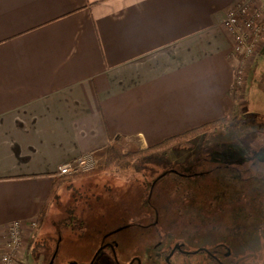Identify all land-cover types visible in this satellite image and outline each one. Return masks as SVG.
Listing matches in <instances>:
<instances>
[{
	"label": "crops",
	"instance_id": "1",
	"mask_svg": "<svg viewBox=\"0 0 264 264\" xmlns=\"http://www.w3.org/2000/svg\"><path fill=\"white\" fill-rule=\"evenodd\" d=\"M237 1L0 0V249L15 220L27 241L62 163L229 114ZM255 65L237 85L243 113Z\"/></svg>",
	"mask_w": 264,
	"mask_h": 264
},
{
	"label": "rangeland",
	"instance_id": "2",
	"mask_svg": "<svg viewBox=\"0 0 264 264\" xmlns=\"http://www.w3.org/2000/svg\"><path fill=\"white\" fill-rule=\"evenodd\" d=\"M255 62L248 85L254 95L244 96L243 119L229 131H211L126 168L64 181L59 200L32 226L20 264H49L55 252L54 264H88L104 234L127 237L146 264H166L157 253L168 254L182 241L190 250L230 251L232 264H264V185L261 177L247 179L264 174V43ZM228 161L230 167L222 165ZM233 161L242 169L234 170ZM243 163L251 165L247 172ZM205 256L176 252L172 260L193 264ZM109 259L105 250L95 264Z\"/></svg>",
	"mask_w": 264,
	"mask_h": 264
},
{
	"label": "built area",
	"instance_id": "3",
	"mask_svg": "<svg viewBox=\"0 0 264 264\" xmlns=\"http://www.w3.org/2000/svg\"><path fill=\"white\" fill-rule=\"evenodd\" d=\"M225 27L234 35V55L238 60L236 83L242 87L247 80L248 64L264 43V0H238L227 12ZM264 89V78H263ZM100 159L93 152L82 154L62 163L57 176L89 173L96 170ZM38 220L32 222L36 226ZM24 225L20 220L12 221L7 229L6 240L0 249V264H20L24 246Z\"/></svg>",
	"mask_w": 264,
	"mask_h": 264
},
{
	"label": "trees",
	"instance_id": "4",
	"mask_svg": "<svg viewBox=\"0 0 264 264\" xmlns=\"http://www.w3.org/2000/svg\"><path fill=\"white\" fill-rule=\"evenodd\" d=\"M231 93L233 96V107L227 116L216 119L211 122H207L201 126L187 130L183 133L168 137L164 139L163 141L159 142L158 144L142 148L136 141L129 139L128 137L121 135V134L116 135L107 146L98 148L93 152L94 155L100 159L99 167L93 172H97L101 170L110 171V170H115V169L124 168V167L126 168L135 159L139 157H144V156L157 154V153H165L170 149H173L179 145H182L188 141H191L198 136L205 135L206 133H209L211 131H219V130L229 131L231 127L239 119L244 118V114L242 112V104H241V89L237 85H234L232 87ZM253 161H256V159ZM253 161H250L251 165H254ZM234 162L235 161L232 162L231 166L234 168V170L236 168L238 170L242 165L239 164V162H237L236 164ZM258 164L261 165L259 162ZM222 165L226 167H230L229 161ZM243 165L245 164L243 163ZM251 165L243 166L244 170L245 168H247L246 170L247 172ZM254 166L256 168L258 165H254ZM85 174L87 173H76V174L67 175V176H57L54 181L51 192L49 194V197L43 206L39 219H41L45 215V212L47 211L48 206L52 202L59 200L60 198L59 189L64 183V181L71 179L73 176L76 177V176L85 175ZM258 177L262 178V180H260L259 182L263 183L264 185V174L262 176L255 175L254 177H249L247 179H252L254 181H257ZM263 208L261 209L262 212H264ZM193 264H198V261Z\"/></svg>",
	"mask_w": 264,
	"mask_h": 264
},
{
	"label": "flooded vegetation",
	"instance_id": "5",
	"mask_svg": "<svg viewBox=\"0 0 264 264\" xmlns=\"http://www.w3.org/2000/svg\"><path fill=\"white\" fill-rule=\"evenodd\" d=\"M223 247H226V245L223 244ZM105 250H108L109 252V257H110L109 264H146L141 255L134 253L131 240H129L127 237L125 238L122 237L120 239L113 238L108 234L103 235V240L101 241L98 250L95 251L93 258L89 261L88 264H95L96 261L99 259L100 255ZM176 252H179L184 255H190L191 253H195V252L196 253L205 252L206 256L201 261H198V264L199 263L200 264H232V262L227 261V258L230 255V251H226V252L222 251L223 253H221L218 252V250H214V249L212 250L206 247L196 250H190L188 249L185 241H182L180 243H174L168 254H166L164 250L159 251L156 255V258L160 260V263H162L164 260L166 264H175V262L172 260V256ZM57 256H58V252L55 258H57ZM75 263L79 264L78 262ZM236 263L239 262L235 261V263L233 264ZM183 264H186V262H184ZM243 264H255V263L252 262V263H243Z\"/></svg>",
	"mask_w": 264,
	"mask_h": 264
},
{
	"label": "water",
	"instance_id": "6",
	"mask_svg": "<svg viewBox=\"0 0 264 264\" xmlns=\"http://www.w3.org/2000/svg\"><path fill=\"white\" fill-rule=\"evenodd\" d=\"M56 254H57V252H55V253L53 254L52 259H51V261L49 262V264H54V260H55ZM71 264H77V263L73 262V263H71Z\"/></svg>",
	"mask_w": 264,
	"mask_h": 264
}]
</instances>
